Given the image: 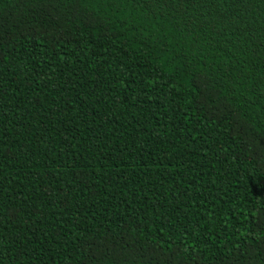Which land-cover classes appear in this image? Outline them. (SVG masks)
<instances>
[{"label": "trees", "instance_id": "1", "mask_svg": "<svg viewBox=\"0 0 264 264\" xmlns=\"http://www.w3.org/2000/svg\"><path fill=\"white\" fill-rule=\"evenodd\" d=\"M0 264H264V0H0Z\"/></svg>", "mask_w": 264, "mask_h": 264}]
</instances>
